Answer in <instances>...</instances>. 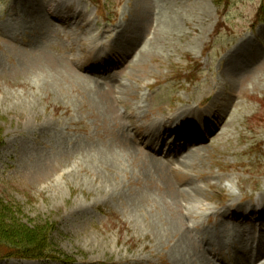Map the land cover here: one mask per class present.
Returning <instances> with one entry per match:
<instances>
[{"label": "rangeland", "instance_id": "1", "mask_svg": "<svg viewBox=\"0 0 264 264\" xmlns=\"http://www.w3.org/2000/svg\"><path fill=\"white\" fill-rule=\"evenodd\" d=\"M263 6L0 0V199L20 211L21 223L55 222L54 259L204 264L193 257L201 232L222 239L221 255L210 256L216 264L241 261L246 245L264 249L254 220L243 223L245 233L240 226L226 233L217 209L258 210L264 202V23L253 24ZM66 42L75 55H67ZM186 68L196 77L191 84L178 80ZM208 91L210 100L217 95L206 110L219 118L214 138L195 143L182 172L156 169L132 145V126L194 114ZM180 178L198 185L193 201L181 203ZM183 208L190 215L182 219ZM182 221L192 246L179 240ZM0 264L60 263L0 254Z\"/></svg>", "mask_w": 264, "mask_h": 264}, {"label": "bare ground", "instance_id": "2", "mask_svg": "<svg viewBox=\"0 0 264 264\" xmlns=\"http://www.w3.org/2000/svg\"><path fill=\"white\" fill-rule=\"evenodd\" d=\"M118 86H121V85L119 83H116L115 88L117 89ZM202 101H204V100H202ZM199 104L201 105V102H199ZM197 108H199L198 104H197ZM181 112L180 113L178 112L175 115V117L173 116L172 118H168L167 120H165V123L162 125V128L158 134H156L157 128L159 127L158 123H161V121H159L157 123L152 122L148 126H142V127L137 128L134 131L133 136H132V140H133L132 145L134 144L137 148L142 150L143 153H147V155L149 156L148 160L151 162V164L156 166V169H159V170H161V172H163L162 170L165 167L164 172L165 173L167 172V174H170V175L171 174L174 175V172H175L174 169L179 170V172H182L181 167L186 166L185 165L186 158L188 159L192 154H194V151L196 150V148H198V147L195 148L194 145L196 142L191 140L189 138V136H191L192 134H198L201 131L197 128H190L188 125H186V123L188 124L192 120L196 119V121H198V118H201V116H202L199 112L194 111V110H192V112L194 114H192L191 112H189L188 114H185V112H182V113ZM213 112L214 111H212V113ZM211 117L214 120L212 114H211ZM145 120H147V118H145ZM199 120H201V119H199ZM173 121H175L177 124L175 126L171 127V123ZM217 124H218V122H217ZM214 126H216V123L214 124ZM181 133H185V136H184L185 138H182V139L180 138ZM205 133L207 135V132H205ZM215 133H216V131H214V134ZM212 134H213L212 131L208 132L207 137H212ZM214 134H213V138H214ZM206 135L204 137H206ZM171 136L174 137L173 141L170 144H166L165 140H167ZM201 138L202 139L200 140V142L203 141V137H201ZM166 157H171L173 159L172 164H175V165H173L174 169H172L169 165L166 166L164 164V158H166ZM179 157H182L183 160L181 161L180 160L181 158H179ZM150 162H148V163L150 164ZM150 168L152 169L151 166L148 167V169H150ZM156 169L154 167V171H157ZM161 172H159V173L161 174ZM163 179H165V178H163ZM161 180H162V176H161ZM166 183H167V181H166ZM180 183H182L185 186V187H183L184 191L183 192L181 191L182 192L181 194H179L180 192H178L179 196H181V198H180L181 203L183 202V204H184L187 201L188 202L193 201V199H195V197L197 195V192L200 191V190H198V187H197L198 185L195 186L194 184H192L189 180H187L185 178H180V180H178V182L175 185L174 184H172V185L176 186L177 188H180V185H179ZM176 190H178V189H176ZM188 205H190V204H188ZM183 207H185V206H183ZM231 207H232V204H229V205L224 206V207H220L222 219L224 221V223L222 225L224 226V230L226 231V233H232L231 231H232L233 227L237 228L238 226H241V224H243V222H245V221H243L244 215L251 216L254 213L253 206H251L250 210H248V209H243L242 205H238L237 210L235 212H232V213L230 212V213L226 214L225 212L227 211V209H230ZM188 210L189 209H187V208L186 209L183 208L182 219H183V217H187L190 215V210H189V212H188ZM249 216H246V218L248 219ZM257 222L259 223V225H261V226L263 225L264 212H262L258 215ZM225 223H230L232 226L227 227V224H225ZM183 224H184V226L182 227L183 229H180L182 231V234L180 233L179 240L183 241V244H185L186 246H192L191 244H193L194 242L190 243L191 242V238L189 237L190 236L189 235L190 229L186 226V224L184 222H183ZM215 228H217V227H215ZM219 231L220 230L218 228V232ZM215 232H217V231H215ZM176 233H178V232H176ZM205 234H208V232H201L200 235L202 236V239L200 241H197V243L195 242L198 246V252H195L194 253L195 256H193V257L196 259V261H199V259H201L204 264H213L212 261L208 258V255L210 253H217L219 251L220 246L216 245V244L220 243V241L222 239L220 236H219V238L217 236L215 238H212L213 236H211V234H208V235H205ZM262 259H264V253L260 252V253L256 254L255 258L252 261L244 260V261H241V263H239V264H259V263H261ZM262 262L264 263V260ZM263 263H261V264H263Z\"/></svg>", "mask_w": 264, "mask_h": 264}, {"label": "trees", "instance_id": "3", "mask_svg": "<svg viewBox=\"0 0 264 264\" xmlns=\"http://www.w3.org/2000/svg\"><path fill=\"white\" fill-rule=\"evenodd\" d=\"M19 212L18 209L13 211L11 204L0 199V254L27 259L54 258L50 252L53 251L50 235L55 222L42 220L33 221L32 225H28L21 223L15 215Z\"/></svg>", "mask_w": 264, "mask_h": 264}]
</instances>
